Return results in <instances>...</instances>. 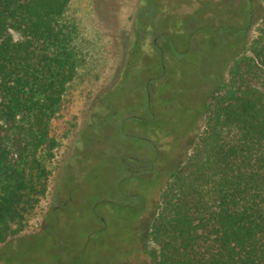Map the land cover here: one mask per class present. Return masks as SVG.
Masks as SVG:
<instances>
[{
	"label": "rangeland",
	"instance_id": "obj_1",
	"mask_svg": "<svg viewBox=\"0 0 264 264\" xmlns=\"http://www.w3.org/2000/svg\"><path fill=\"white\" fill-rule=\"evenodd\" d=\"M151 1H70L84 62L53 123L62 147L46 198L27 230L0 245V264L154 263L148 234L163 182L190 154L204 103L256 35L264 0L247 32L241 0H203L207 18L198 15L188 41L174 32L195 0Z\"/></svg>",
	"mask_w": 264,
	"mask_h": 264
},
{
	"label": "trees",
	"instance_id": "obj_2",
	"mask_svg": "<svg viewBox=\"0 0 264 264\" xmlns=\"http://www.w3.org/2000/svg\"><path fill=\"white\" fill-rule=\"evenodd\" d=\"M70 1L0 0V245L29 227L62 147L53 123L84 62ZM195 2L176 39L199 33L198 15L207 18L204 1ZM241 3L247 32L256 0ZM261 12L256 35L211 91L190 154L163 182L148 234L158 248L153 264H264Z\"/></svg>",
	"mask_w": 264,
	"mask_h": 264
},
{
	"label": "flooded vegetation",
	"instance_id": "obj_3",
	"mask_svg": "<svg viewBox=\"0 0 264 264\" xmlns=\"http://www.w3.org/2000/svg\"><path fill=\"white\" fill-rule=\"evenodd\" d=\"M162 68H163V66H162ZM147 96H149V93H147ZM203 103H204V100H203ZM204 106H205V103H204ZM151 168H152V166H151ZM151 168H150V166L148 167V168H145V170L148 172V170H150L151 171ZM148 173H150V172H148ZM63 205H64V203H63ZM53 210H54V208H53ZM143 214V213H142ZM142 214H140V215H142ZM139 216V215H138ZM138 216H136V219L138 218ZM55 219H57V217H55Z\"/></svg>",
	"mask_w": 264,
	"mask_h": 264
}]
</instances>
